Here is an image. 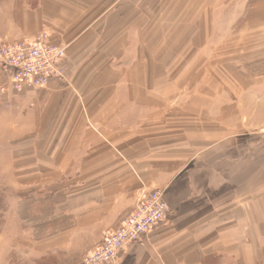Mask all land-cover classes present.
Returning a JSON list of instances; mask_svg holds the SVG:
<instances>
[{
	"label": "crops",
	"instance_id": "crops-1",
	"mask_svg": "<svg viewBox=\"0 0 264 264\" xmlns=\"http://www.w3.org/2000/svg\"><path fill=\"white\" fill-rule=\"evenodd\" d=\"M136 2L0 0L1 38L48 31L67 53L66 76L45 89L15 91L0 69V115L19 111L0 125L15 192L58 193L62 216L43 237L27 224L19 244L29 264H77L160 190L168 217L118 264H264V73L242 55L197 76L174 56L147 60Z\"/></svg>",
	"mask_w": 264,
	"mask_h": 264
},
{
	"label": "rangeland",
	"instance_id": "rangeland-1",
	"mask_svg": "<svg viewBox=\"0 0 264 264\" xmlns=\"http://www.w3.org/2000/svg\"><path fill=\"white\" fill-rule=\"evenodd\" d=\"M136 1L132 17L139 15L141 20L133 25L142 26L140 43L147 60L156 55L167 61L174 56V69L179 75L182 72L185 76H197L205 63L232 61L242 55L245 67L253 73H264V0H236V4L233 0L226 6L219 4L224 0ZM219 12L227 14L226 20L219 19ZM2 42L9 43L0 37ZM247 87L244 83L243 88ZM258 92L264 95V83ZM12 106L10 103L4 106L0 125L7 126L17 119L19 111L16 105ZM28 137L32 136L20 142L28 141ZM5 139L6 135L1 133L0 149L5 152L0 157V264H29L25 245L19 244L17 236L23 233L21 239L25 240L27 224L35 226L31 231L36 236L37 233L44 236V227L49 233L55 231L51 227L59 225L62 218L56 210L59 196L38 195V187L20 184L16 194L18 184L13 172L20 171H14L6 159Z\"/></svg>",
	"mask_w": 264,
	"mask_h": 264
},
{
	"label": "built area",
	"instance_id": "built-area-1",
	"mask_svg": "<svg viewBox=\"0 0 264 264\" xmlns=\"http://www.w3.org/2000/svg\"><path fill=\"white\" fill-rule=\"evenodd\" d=\"M66 57V47L54 42L48 31L0 43V69L15 91L45 89L64 78L68 70ZM169 212L164 192L152 191L77 264H118L120 254L144 239Z\"/></svg>",
	"mask_w": 264,
	"mask_h": 264
}]
</instances>
